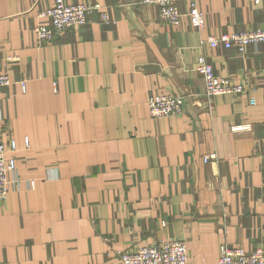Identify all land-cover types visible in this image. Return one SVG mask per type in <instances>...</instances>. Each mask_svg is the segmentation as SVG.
<instances>
[{"label":"crops","instance_id":"obj_1","mask_svg":"<svg viewBox=\"0 0 264 264\" xmlns=\"http://www.w3.org/2000/svg\"><path fill=\"white\" fill-rule=\"evenodd\" d=\"M63 1L99 7L39 42L34 27L50 20L38 13L55 0H0V73L12 80L0 141L17 144L0 264H122L120 252L164 238L184 240L188 264H217L223 244L264 246V43L207 41L264 27V0H175L177 24L140 0ZM199 56L248 89L207 94ZM163 93L182 111L152 117L147 100Z\"/></svg>","mask_w":264,"mask_h":264},{"label":"built area","instance_id":"obj_2","mask_svg":"<svg viewBox=\"0 0 264 264\" xmlns=\"http://www.w3.org/2000/svg\"><path fill=\"white\" fill-rule=\"evenodd\" d=\"M140 2L157 5L159 17L163 21L177 24L181 18V12L175 0H140ZM96 7L99 6L55 0L52 6L38 13L40 18H49L50 21L38 23L34 27L37 40L48 42L58 32L82 26L87 20V13ZM187 14L193 26L199 28L203 25V12L194 2L190 3ZM99 20L104 23L109 22L107 10L99 11ZM207 41L211 46L222 45L228 48L235 45L238 50L243 51L249 43H264V27L209 36ZM196 69L204 80L207 94L240 93L248 89L243 83H234L228 77L216 75L211 63L204 56L198 57ZM11 82L8 74L0 73V90ZM147 105L152 117H161L181 112L183 101L179 95L163 93L150 96ZM25 142L27 143L26 138ZM16 148L14 138H9L6 143L0 141V200H3L9 192V173L16 167L15 158L7 157V153L15 151ZM211 157L213 158L214 154L205 155L203 159L206 161ZM119 255L122 264H188L185 242L179 238L160 239L154 244H145L134 251L120 252ZM217 264H264V246L247 251L241 246L231 247L223 244L220 247Z\"/></svg>","mask_w":264,"mask_h":264}]
</instances>
